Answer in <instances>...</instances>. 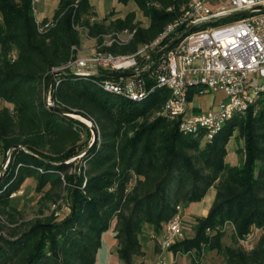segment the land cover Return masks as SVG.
Wrapping results in <instances>:
<instances>
[{
    "label": "trees",
    "instance_id": "1",
    "mask_svg": "<svg viewBox=\"0 0 264 264\" xmlns=\"http://www.w3.org/2000/svg\"><path fill=\"white\" fill-rule=\"evenodd\" d=\"M128 1L145 24L135 10L95 19L90 0H59L53 25L39 31L30 0H0V155L8 157L0 166V214L13 224L14 193L28 179L55 204L41 219L0 222V264H95L113 218L123 264H144L142 225L160 233L176 205L191 207L209 187L215 193L207 213L195 216L194 233L175 240L169 250H190L196 264L203 251L213 249L223 264H264V94L255 112L233 115L211 141L202 142L179 131L177 119L153 116L169 95L165 87L139 101L108 93L99 83L118 71L103 67L87 75L59 69V83L49 84L54 69L75 56L82 30L100 42L113 30L135 29L127 44L101 47L131 53L172 20L169 5L185 0H118ZM47 93L53 104L89 118L95 138L84 121L48 105ZM194 95L191 90L187 97ZM235 130L242 144L236 148L239 161L230 164L226 145ZM63 190L67 212L59 201ZM225 223L231 227L230 243L222 240ZM253 234L248 247L244 242Z\"/></svg>",
    "mask_w": 264,
    "mask_h": 264
},
{
    "label": "built area",
    "instance_id": "2",
    "mask_svg": "<svg viewBox=\"0 0 264 264\" xmlns=\"http://www.w3.org/2000/svg\"><path fill=\"white\" fill-rule=\"evenodd\" d=\"M37 1L30 0L34 18ZM167 10L175 12L172 20L135 51L113 53L101 49L132 40L135 29L124 27L103 34L93 53L83 57L75 54L54 71L68 69L76 75H87L98 67L115 71L134 69L135 73L130 76L105 78L99 85L105 92L137 101L156 88L165 87L169 95L153 116L177 119L182 133L199 137L202 142L211 141L233 115H245L251 109L255 112L257 99L264 94V0H185L169 5ZM243 11L247 13L241 14ZM233 15L237 17L218 20ZM35 22L39 31L47 30L54 23L51 18L45 21L35 18ZM190 25H193L191 29ZM83 34L88 36L84 30L81 37ZM176 36L175 42L166 44L168 48L162 45L163 40L172 41ZM78 48L75 47L76 52ZM53 80L55 85L59 83L56 74ZM207 88L221 89L225 97L215 110L192 112L189 92L202 94ZM46 103L53 104L49 93ZM181 226L182 207L176 205V212L162 227L155 264H171L165 251L179 239ZM178 253L182 252L176 251L173 255ZM189 253L192 252L183 254Z\"/></svg>",
    "mask_w": 264,
    "mask_h": 264
},
{
    "label": "rangeland",
    "instance_id": "3",
    "mask_svg": "<svg viewBox=\"0 0 264 264\" xmlns=\"http://www.w3.org/2000/svg\"><path fill=\"white\" fill-rule=\"evenodd\" d=\"M102 4L107 8L110 9L113 5L118 6L119 3L117 0H102ZM134 6L133 2L130 1L124 9H130ZM138 18L145 24L147 19L143 17L140 13H138ZM83 39L86 36L83 34ZM100 68V67H99ZM107 68V67H103ZM110 69V68H108ZM121 72V71H118ZM264 80V79H262ZM225 97V92L221 89L218 90H210L206 89L202 94H196L190 100V106L193 108L194 111L198 112H206L207 110H215L220 100ZM4 104V101L0 99V106ZM257 104V103H256ZM84 119V118H83ZM88 123H92L91 120H85ZM97 134V133H96ZM236 130L234 131L233 135L229 138L226 148V156L225 160L228 161L230 164H236L239 161V154L236 152V148L238 147L239 138L236 135ZM92 139H94L92 137ZM8 157H5L4 160L1 159L0 155V166L4 168L7 164ZM72 170V169H71ZM61 196L59 201L64 204L62 210L64 212L68 211V206L66 204V194L65 191H61ZM15 196L13 197V204L16 206L17 210L14 213L15 220L13 224L8 222V218L0 214V222L6 225H16L21 223H26L33 221L34 219H41L50 215L51 211L54 209L55 204L51 200H44L41 193H37L35 188L33 187V181L28 179L23 183V185L14 193ZM62 199V200H61ZM190 208V207H189ZM183 209L182 210V226H181V234L180 239L192 235L194 233L193 225L195 222V215H191L190 217L186 214L189 210ZM114 225H115V218H113L109 222L108 228L103 231L101 236V245L97 249L96 252V260L95 264H123L122 259L119 257L117 252V239L114 236ZM225 236L222 238L224 243H230V231L231 227L230 224H226L225 226ZM6 229H4L5 231ZM161 233H154L148 223H144L142 225L141 231L139 232V239L141 242V248L143 250V257L142 260L144 264H155L158 249L155 251V245L158 246V240L160 239ZM259 230H256L255 234H258ZM255 234L249 238L248 242H244L248 247H250L253 242L255 241ZM167 255V260L170 261L172 256L169 252L165 251ZM194 254H183L178 253L177 256L173 255V260L171 264H196V260H194ZM136 261H140V258H137ZM198 264H223V257L222 254L216 252V250H209L203 251L200 254V257L197 259Z\"/></svg>",
    "mask_w": 264,
    "mask_h": 264
},
{
    "label": "crops",
    "instance_id": "4",
    "mask_svg": "<svg viewBox=\"0 0 264 264\" xmlns=\"http://www.w3.org/2000/svg\"><path fill=\"white\" fill-rule=\"evenodd\" d=\"M118 1V0H117ZM59 0H38L36 3L37 13L35 14V18L37 20H45L52 18V15L58 5ZM93 9L95 11V19H102L105 16L108 18H114L116 16L123 17L126 12L130 10H135L137 15L140 13L135 3L133 2L134 6L130 9H124L123 7L126 6L130 1H128L126 4L118 5V6H112L110 9H107L103 4L102 0H90ZM97 45V41L94 37L86 36L85 39L81 37L80 45L75 53L77 57H83L88 54H91L94 52ZM96 71V70H95ZM192 112H198L194 111L193 108L191 109ZM242 144V140L239 139L238 146ZM228 153V152H227ZM228 162V161H227ZM215 189L214 187H209L206 194L204 195L203 199L193 204L189 210L187 211V215L190 217L191 215H205L210 207V204L212 202V199L214 197ZM153 232V231H152ZM180 239V238H179ZM158 249V246L155 245V251ZM169 254L172 256L171 260H173V253L168 249L167 250Z\"/></svg>",
    "mask_w": 264,
    "mask_h": 264
},
{
    "label": "water",
    "instance_id": "5",
    "mask_svg": "<svg viewBox=\"0 0 264 264\" xmlns=\"http://www.w3.org/2000/svg\"><path fill=\"white\" fill-rule=\"evenodd\" d=\"M241 14H245L247 13V11H243V12H240ZM193 27V25H190L189 26V29H191ZM178 39V37L176 36L172 41L171 43L175 42L176 40ZM170 45V44H169ZM169 45H166L165 48H168ZM58 72H52L51 75H50V79H49V84L52 82L53 80V77L55 74H57ZM135 73V70L134 69H130V70H126V71H121V72H114V73H111L110 74V77L112 78H117V77H126V76H130L132 74ZM52 107H54L55 109H57L58 111L64 113V114H68V115H71V116H74V117H78L79 119H81L82 121H84L87 125L90 126L92 132H93V138H95L96 136V128L95 126L92 124V123H88L86 122L85 120H83V118L87 119L88 121H90L89 118H87L86 116L80 114L77 110L75 109H72V108H69V107H64V106H59L57 104H51Z\"/></svg>",
    "mask_w": 264,
    "mask_h": 264
},
{
    "label": "bare ground",
    "instance_id": "6",
    "mask_svg": "<svg viewBox=\"0 0 264 264\" xmlns=\"http://www.w3.org/2000/svg\"><path fill=\"white\" fill-rule=\"evenodd\" d=\"M83 120H87V119L84 118Z\"/></svg>",
    "mask_w": 264,
    "mask_h": 264
}]
</instances>
